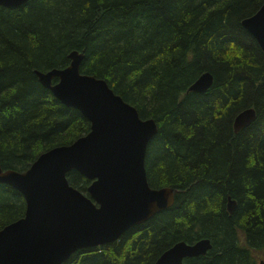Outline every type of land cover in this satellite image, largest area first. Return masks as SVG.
<instances>
[{
  "label": "trees",
  "instance_id": "1",
  "mask_svg": "<svg viewBox=\"0 0 264 264\" xmlns=\"http://www.w3.org/2000/svg\"><path fill=\"white\" fill-rule=\"evenodd\" d=\"M264 0H29L0 4V162L26 169L43 151L90 130L75 106L41 83L35 68L70 62L105 78L154 117L145 165L174 203L119 239L76 250L63 264H155L179 240L209 237L205 255L184 264H260L264 257V51L242 24ZM206 91L189 86L204 71ZM54 80H56L54 78ZM255 106L239 131L234 117ZM69 182L88 193L78 170ZM229 199L236 206L230 211ZM21 191L0 181V228L24 215Z\"/></svg>",
  "mask_w": 264,
  "mask_h": 264
},
{
  "label": "water",
  "instance_id": "2",
  "mask_svg": "<svg viewBox=\"0 0 264 264\" xmlns=\"http://www.w3.org/2000/svg\"><path fill=\"white\" fill-rule=\"evenodd\" d=\"M242 24L264 51V4ZM69 57L64 67L34 71L57 98L82 111L90 130L43 151L26 169L4 168L0 162V181L17 188L26 200L24 215L0 228V264H63L76 250L117 240L175 201L173 187L151 186L147 176L145 158L158 131L156 119L143 118L105 78L82 72L84 52L74 49ZM213 82V73L206 70L189 89L206 91ZM256 117L255 106L241 109L234 117L235 131ZM71 170L92 180L88 193L69 182ZM235 206V199H229V210ZM211 246L209 237L179 240L155 264H184L185 258L205 255Z\"/></svg>",
  "mask_w": 264,
  "mask_h": 264
},
{
  "label": "rangeland",
  "instance_id": "3",
  "mask_svg": "<svg viewBox=\"0 0 264 264\" xmlns=\"http://www.w3.org/2000/svg\"><path fill=\"white\" fill-rule=\"evenodd\" d=\"M261 259H264V257H263V258H259V261H260Z\"/></svg>",
  "mask_w": 264,
  "mask_h": 264
},
{
  "label": "bare ground",
  "instance_id": "4",
  "mask_svg": "<svg viewBox=\"0 0 264 264\" xmlns=\"http://www.w3.org/2000/svg\"><path fill=\"white\" fill-rule=\"evenodd\" d=\"M82 249V248H81Z\"/></svg>",
  "mask_w": 264,
  "mask_h": 264
}]
</instances>
